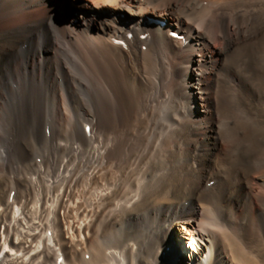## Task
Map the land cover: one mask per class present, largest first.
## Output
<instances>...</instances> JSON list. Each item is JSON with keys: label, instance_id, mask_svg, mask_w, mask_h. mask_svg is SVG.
Instances as JSON below:
<instances>
[{"label": "bare ground", "instance_id": "6f19581e", "mask_svg": "<svg viewBox=\"0 0 264 264\" xmlns=\"http://www.w3.org/2000/svg\"><path fill=\"white\" fill-rule=\"evenodd\" d=\"M0 264H264V0H0Z\"/></svg>", "mask_w": 264, "mask_h": 264}, {"label": "rangeland", "instance_id": "374dc122", "mask_svg": "<svg viewBox=\"0 0 264 264\" xmlns=\"http://www.w3.org/2000/svg\"><path fill=\"white\" fill-rule=\"evenodd\" d=\"M74 1V0H73ZM65 4L68 5L72 2V0H64ZM170 249V248H169Z\"/></svg>", "mask_w": 264, "mask_h": 264}]
</instances>
